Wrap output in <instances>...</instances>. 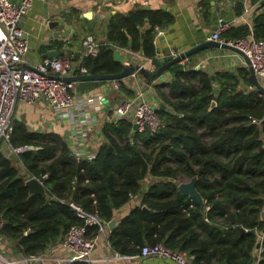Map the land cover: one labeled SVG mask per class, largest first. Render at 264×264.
<instances>
[{"label":"trees","instance_id":"obj_1","mask_svg":"<svg viewBox=\"0 0 264 264\" xmlns=\"http://www.w3.org/2000/svg\"><path fill=\"white\" fill-rule=\"evenodd\" d=\"M251 1L264 7V0ZM235 9L237 14L243 12V0L236 1ZM172 20L167 10L137 5L127 13L109 14L100 28L86 27L85 35H73L79 47L78 39L87 34L98 42L96 54L75 53L74 61L81 58L80 66L89 74H117L125 64L115 57V49L124 48L141 53L157 69L169 59L156 57L154 28ZM221 37L264 39V12L254 17L251 26L233 25ZM72 41L65 44L72 46ZM63 45L57 43L59 48ZM185 67L170 81L154 84L166 105L156 108L162 121L158 130L134 131L127 118L105 122L101 132L113 150L107 152L102 144L91 160L75 157L66 135L32 131L14 119L12 145L38 147L14 160L22 163L26 175L47 174L43 183L49 197L31 195L26 175L20 174L13 158L0 152V236L12 243L13 252L37 256L61 241L72 226H85L86 238L97 237L100 226L86 225L71 202L105 225L137 197L139 204L109 233L113 252L134 256L145 245L161 243L186 252L192 264H264V90L251 85L243 66L210 71L195 66L191 56ZM140 75L153 83L145 73ZM126 83L120 80L118 91L108 89V81L80 85L84 92L107 93L110 113L121 99L134 96ZM193 176L198 178L196 188L205 201V213L177 189Z\"/></svg>","mask_w":264,"mask_h":264},{"label":"built area","instance_id":"obj_2","mask_svg":"<svg viewBox=\"0 0 264 264\" xmlns=\"http://www.w3.org/2000/svg\"><path fill=\"white\" fill-rule=\"evenodd\" d=\"M245 1L243 0L244 3ZM32 5L33 0H0V152L9 158H18L23 152L38 149L33 145L15 147L11 143L16 108L19 103L48 108L52 110L56 123L66 122L69 127L67 136L69 146L78 159L84 157L87 160L93 159L99 147L106 143L101 132L105 122L127 118L132 125L137 124L138 128L133 129L134 131H143L146 128L155 131L160 128L162 121L156 114L158 104L152 101L147 90L138 87L136 73L130 76L133 77V81L129 82L130 77L123 79L133 89L134 96L121 99L108 113L103 104V95L79 94L76 82L62 80L64 76L89 74L85 67L74 66L75 52L73 50H68L60 56L45 58L35 64L25 63L24 56L29 45L27 36L20 27V22ZM230 27V24L220 22L208 39L226 41L240 49L250 59L255 75L264 87V39L251 37L225 40L221 37V33ZM154 30L155 36L163 33L158 26H155ZM81 48L84 55H94L98 51V42L93 35H87L81 41ZM179 53L172 50L162 55L159 60H170ZM154 68L149 70L154 71ZM108 87L110 90L118 91L120 80L109 81ZM18 164L23 166L21 162ZM31 177L34 176L26 175V179ZM45 177L47 174L38 179L43 182ZM70 206L81 218L85 219L86 225H99L101 231L108 226V223L104 225L97 216L85 213L74 203L71 202ZM85 233V226H72L65 237L56 243L71 251L67 262L62 264H69L73 261L92 263L91 253L95 248L96 238H86ZM0 238L2 239L1 236ZM260 238H262L261 235ZM116 257L126 256L116 253ZM130 257L141 259L156 257L171 260L176 264H192V257L186 252L170 250L161 243L145 245L138 254ZM41 259L42 254L22 256L21 260H17V258L8 257L4 251H0V264H20V261L32 264Z\"/></svg>","mask_w":264,"mask_h":264},{"label":"crops","instance_id":"obj_3","mask_svg":"<svg viewBox=\"0 0 264 264\" xmlns=\"http://www.w3.org/2000/svg\"><path fill=\"white\" fill-rule=\"evenodd\" d=\"M17 1V0H13ZM237 0H33V5L29 12L20 22V27L24 31L28 39V51L24 56L25 63L35 64L43 60V54L49 51H59L60 55L68 50H73L78 55L83 56L84 51L79 44L72 41L76 32L85 35L84 28H100L101 20L109 14L115 12L127 13L136 5H148L150 9L162 8L167 10L173 17L170 23L160 28L163 33L155 36V47L157 58L169 53L172 50L182 52L187 50L204 40H207L216 26L220 22H226L233 25L250 24L255 16L264 12V7L258 8L256 3L246 0L244 10L241 14L236 13ZM92 12L94 20L93 27H89V20L84 17L86 12ZM50 18H57L61 22H68L69 29L56 27L50 29L47 25L45 15ZM65 18H69L67 20ZM58 33V37H55ZM65 35V36H63ZM91 35V34H87ZM86 35V36H87ZM82 37V36H81ZM79 38L78 42L83 38ZM73 42L74 45L69 46L67 43ZM58 42H63V47L57 46ZM233 53L234 55H232ZM59 55V56H60ZM115 57L122 61L125 65H141L145 68L154 67L151 60L144 57L141 53H133L129 49L116 48ZM229 57V58H227ZM195 66L205 68L211 71L222 69H235L238 66L245 67L243 58L237 53L226 50H204L193 56ZM74 66L79 67L81 58L77 60ZM246 68V67H245ZM155 69V68H154ZM174 72H165L159 79L148 83L145 78L138 72L135 76L138 87L148 91L155 104H161L159 95L154 89L155 83H166L171 80ZM129 82L133 81V77L128 78ZM127 80V81H128ZM83 83V82H82ZM81 83H79L80 94H93L90 90L81 91ZM91 88L88 86L87 88ZM149 88H152L149 90ZM88 91V92H87ZM93 91V90H92ZM96 95V94H93ZM107 99L108 94L105 95ZM154 99V100H153ZM110 102V101H109ZM16 119L23 121L32 131L57 132L66 136L68 133V124L66 122L56 123L52 110L37 105L19 103L16 108ZM147 185V183H146ZM139 198L134 197L124 207L118 209L114 218L117 221L128 214V212L137 204ZM115 223V225H116ZM108 226L104 231L95 237V248L91 253L93 259L92 264H176L175 262L163 258L141 259L137 257H116V253L112 251L108 245V236L110 233ZM12 243L7 239L0 238V251H4L10 258L21 260V254L13 252L10 249ZM42 254V259L32 264H62L66 263L71 256V251L57 244L49 246ZM20 264H26L19 262Z\"/></svg>","mask_w":264,"mask_h":264},{"label":"water","instance_id":"obj_4","mask_svg":"<svg viewBox=\"0 0 264 264\" xmlns=\"http://www.w3.org/2000/svg\"><path fill=\"white\" fill-rule=\"evenodd\" d=\"M143 9H150L148 5H143L141 6ZM84 17H86L89 20V27H93L94 20L92 19V12H86L84 14ZM45 19H47V25L50 29H54L56 27H61L65 28L66 30L69 29V23L68 22H61L57 18H50L48 14L45 15ZM58 33H55V37H58ZM65 36V35H63ZM129 44H131L129 42ZM226 50V51H231L234 53L239 54L243 58V63L245 67L247 68L249 72V80L252 86L259 88L260 90H264V87L259 83L255 72L251 66L250 59L237 47L234 45H231L229 43L225 42H219V41H214V40H204L201 43L184 50L180 52L176 57L170 59L167 61L165 64L161 65L154 71L149 70L148 68H145L144 66L141 65H125L123 70L120 73L117 74H78V75H69V76H64L62 77V80L65 82H76L77 83V90H80L79 83L82 82H92V81H113V80H123L125 78H128L132 76L134 73L138 72H143L147 76L151 78V80L155 81L159 79L165 72H179V71H184L186 69L185 63L189 59V57L194 56L204 50ZM61 52L59 51H49L45 54H43L42 58H49V57H56L59 56ZM185 61V62H184ZM28 66L27 64H24ZM212 79H215V76L212 75ZM218 90H215L214 93H217ZM80 94V92H79ZM103 104L105 106V110L109 111L110 110V102L109 99L104 96L103 98ZM216 106V102H212V107ZM161 109H165L166 105L164 103H161L159 106ZM138 126L137 124L133 125V129L137 130ZM38 132L40 129L37 130ZM104 146L107 147V152H111L113 150V147L111 145H108L107 143L104 144ZM86 159V157H84ZM197 176H193L190 180L180 182L177 186L178 192L183 195L187 196L191 199H193L200 207V211L202 213H205V201L203 197L201 196L200 192L196 188V183H197ZM25 185L29 189V193L31 195L38 194L42 195L46 198L49 197L48 192L46 190V187L44 183L38 179L37 177H31L29 179H26ZM144 209H147L144 206ZM116 219L113 218L108 222V228L112 230L115 227ZM242 233L245 232V229H241ZM31 233V231H28L27 234ZM260 243L257 244V248H260ZM255 260L258 259V256L256 255Z\"/></svg>","mask_w":264,"mask_h":264},{"label":"rangeland","instance_id":"obj_5","mask_svg":"<svg viewBox=\"0 0 264 264\" xmlns=\"http://www.w3.org/2000/svg\"><path fill=\"white\" fill-rule=\"evenodd\" d=\"M227 58H229V57H227ZM193 60H194V59H193ZM196 61H197V60H194V63H195ZM77 62H78L77 60L74 61V64H77ZM210 71H211V69H210ZM212 71H213V70H212ZM14 159H15V158H13V162H14V164L17 166V168H18L20 174H22V175H26L27 173H26L25 168H23V166L19 165ZM11 247H12V245H11ZM11 247H10V249H11Z\"/></svg>","mask_w":264,"mask_h":264}]
</instances>
